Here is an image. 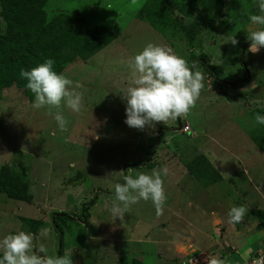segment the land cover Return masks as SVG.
Returning a JSON list of instances; mask_svg holds the SVG:
<instances>
[{
  "label": "rangeland",
  "instance_id": "rangeland-1",
  "mask_svg": "<svg viewBox=\"0 0 264 264\" xmlns=\"http://www.w3.org/2000/svg\"><path fill=\"white\" fill-rule=\"evenodd\" d=\"M145 2H48L49 16L56 8L79 12L82 18L104 26L101 30L110 33L112 40L87 59L74 57L59 73L72 80L70 89L83 94L78 113L63 102L60 108H34L35 99L26 95L24 86L17 82L0 86V176L11 191L31 196L29 201L0 192V238L28 232L21 218L43 219L42 230L50 234L45 237L41 230L33 236L34 248L38 251L43 244L47 255L58 256L61 235L52 227V217L63 211L73 216V220H58L64 254H71L73 264H131L142 251L151 257L155 247L146 243L149 235L158 243L192 236L185 240L189 246L179 242L183 257L196 249L210 250L211 234L219 242L237 231L250 232L252 240L259 234L264 241V230L254 214L264 210V151L255 142L264 138V125L255 123L257 113L264 115V51L248 52V34L264 27L249 19L264 14L259 0H170L174 9L162 7L169 19L161 29L153 25L151 13H141ZM3 28L0 16V31ZM189 34H193L192 43ZM234 36L236 46L229 41ZM149 43L170 47L203 74L200 97L190 113L179 118L181 125L177 119L140 130L125 123L122 94L131 79L130 61ZM205 60L214 66L218 80L205 71ZM57 112L68 121L67 131L59 129ZM165 126L168 129L158 138ZM198 155L221 172L222 179L210 183V199L203 192L206 184L185 166ZM164 166L169 174L162 175L163 215H156L151 200H140L123 221L115 219L109 211L115 185L123 184L126 175L135 178ZM181 193L185 197L180 205ZM93 199L87 220L82 221V204ZM233 206L247 209L243 222L229 223ZM240 225L247 227L241 230ZM257 245L255 240L252 247ZM158 248L155 254L162 250ZM235 258L239 262L238 253L229 259ZM145 263L152 264L149 258Z\"/></svg>",
  "mask_w": 264,
  "mask_h": 264
},
{
  "label": "clouds",
  "instance_id": "clouds-1",
  "mask_svg": "<svg viewBox=\"0 0 264 264\" xmlns=\"http://www.w3.org/2000/svg\"><path fill=\"white\" fill-rule=\"evenodd\" d=\"M258 8L260 13H264V0H259ZM249 19L252 24L264 26V14H253ZM248 39L251 41L248 52L259 53L264 48V27L251 31ZM229 41L233 46L239 43L235 36ZM53 65L54 60L49 58L31 70H21V77L28 81L27 88L35 94L33 107L60 108L63 102L73 112H80L83 94L70 89L72 80L57 73ZM130 67L131 79L122 95L126 101L125 123L136 129H154L157 123L167 125L170 121L187 116L204 87L202 72L198 69L194 71L195 65L189 67L187 61L170 47L149 43L130 61ZM55 120L61 131H67L68 121L60 112L56 113ZM255 123L264 125V115L257 113ZM96 138L99 139V136ZM168 174L169 168L164 166L153 169L151 174L139 173L135 178L124 176L125 182L115 185V199L109 208L112 216L123 221L125 213L140 200H151L156 215H163L166 194L162 175ZM246 212L244 206H233L228 211L229 223L243 222ZM49 234L48 229L42 230L43 236ZM47 251L43 244L38 246L37 251L33 235L24 231L0 238V264H73L70 253L51 256L47 255ZM207 264H224V261L210 256Z\"/></svg>",
  "mask_w": 264,
  "mask_h": 264
},
{
  "label": "trees",
  "instance_id": "trees-1",
  "mask_svg": "<svg viewBox=\"0 0 264 264\" xmlns=\"http://www.w3.org/2000/svg\"><path fill=\"white\" fill-rule=\"evenodd\" d=\"M49 1L0 0V16L4 21V28L0 31V86L17 82L26 88V95L31 100L35 99V94L27 88L28 81L21 77V70H31L51 58L54 60V70L60 73L74 57L87 59L112 40L110 33L102 31L101 27L104 26L93 24L87 19L82 18V16L78 15L79 12L69 14L63 12L60 8H56L55 14L49 16L47 12ZM163 1L166 4H163ZM149 2H151L150 5H148ZM153 5H155V8L151 7ZM166 5L171 10L174 9L170 0H148V2H145L143 8H141V13H151L150 17L154 19L153 25L161 29V25L169 19L168 15H163L162 12V7ZM186 13L188 12L186 11ZM155 18H157L156 22ZM158 21H160V24L157 23ZM192 40L193 34H189V43H192ZM249 43L250 41L245 43L244 49ZM203 66H205V71L207 70L209 75L216 77L218 80L217 73L212 64H209L205 60ZM245 68L247 69L246 66ZM221 80L222 78H220ZM181 124L182 122L179 120V125ZM162 128L159 130L158 138H161L165 130L168 129L166 126ZM261 138H256L255 142L264 151V138L263 140ZM185 166L190 174L194 175L196 179L204 184H210L222 179L220 173L215 170L203 155H198L193 160L187 162ZM208 176L211 177L209 180H206ZM0 192L13 195L22 200L31 201L30 195L11 191L6 183L3 182L1 176ZM94 201L93 199L87 204H82L80 214L82 221L87 220V208ZM254 214L258 219L259 228L264 230V210H257ZM21 219L27 223V233H31L33 236L38 235L40 229L44 226L43 219L26 217ZM59 219L73 220V216L67 212L60 211L53 214L52 217V227L58 233L60 232L59 234L61 235L57 253L58 256H62L64 255L62 242L63 229L58 222ZM257 251L258 249H254L252 255L256 254ZM133 261L131 264H140L137 259Z\"/></svg>",
  "mask_w": 264,
  "mask_h": 264
},
{
  "label": "crops",
  "instance_id": "crops-1",
  "mask_svg": "<svg viewBox=\"0 0 264 264\" xmlns=\"http://www.w3.org/2000/svg\"><path fill=\"white\" fill-rule=\"evenodd\" d=\"M249 75L251 76V69L249 68ZM249 76V77H250ZM221 173V172H219ZM203 192L205 193L206 197L210 199V195L212 194L210 191V184L202 185ZM181 198V201H179L178 204H182L184 200V195L181 193L179 196ZM249 222V221H248ZM211 226V225H210ZM241 230H243L244 227L247 226H239ZM246 229V228H245ZM42 228L40 229V231ZM219 230V228H217ZM40 231L38 235L40 234ZM259 231L256 230L255 233L258 234ZM166 234V233H165ZM169 236H172V234H167ZM184 237L182 241L180 242L178 236L174 237V239L170 238H165L161 242L158 243V240L155 242H152L151 240V235L147 236V239L145 240L146 243L150 244L152 248L155 247V250L150 252L151 257L148 256L146 251L138 252L136 255L138 256L136 259L139 260L140 264H146L145 260L149 258V261H151L152 264H182L184 257L181 256L180 252L178 251V247L180 246L179 242L182 244H186L187 246L188 243H185L186 239L191 240L192 236ZM248 236H252V233L250 232H243L237 231L235 232L234 235H230L229 238L224 237L222 238L219 242L217 238H214L213 234L210 235V250L214 252V257L223 260L224 264H246L247 260L252 256L254 252V248L252 247V243L256 240L258 242L257 247L255 248L256 250L261 249L264 251V241L263 239L259 238V234L257 235L258 238H255V240H252ZM239 237H243V240ZM40 238V237H39ZM173 238V236H172ZM228 240V241H227ZM41 242V241H40ZM189 242V241H188ZM223 243H226L223 245ZM158 247H161L162 250L158 251L157 254H155V251ZM159 249V248H158ZM149 250L150 249L149 247ZM238 253L240 258L239 262L237 259H233V261L230 258L231 254H236ZM177 254H180V256H177Z\"/></svg>",
  "mask_w": 264,
  "mask_h": 264
},
{
  "label": "built area",
  "instance_id": "built-area-1",
  "mask_svg": "<svg viewBox=\"0 0 264 264\" xmlns=\"http://www.w3.org/2000/svg\"><path fill=\"white\" fill-rule=\"evenodd\" d=\"M264 51V48H261ZM183 131L187 132V127H183ZM210 256L214 257V252L211 250H193L189 252L184 260L183 264H207V260ZM246 264H264V252L259 249L256 254L250 256Z\"/></svg>",
  "mask_w": 264,
  "mask_h": 264
}]
</instances>
